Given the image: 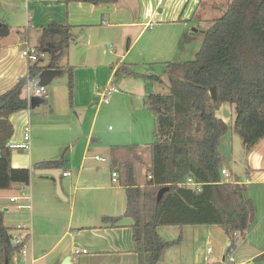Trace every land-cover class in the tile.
Masks as SVG:
<instances>
[{
    "label": "crops",
    "instance_id": "obj_1",
    "mask_svg": "<svg viewBox=\"0 0 264 264\" xmlns=\"http://www.w3.org/2000/svg\"><path fill=\"white\" fill-rule=\"evenodd\" d=\"M218 1L208 6L204 5V0H118L99 5L68 4L63 0H0V95L28 78L30 65L22 51L26 47L39 48L49 26H72L69 49L78 44L80 38L87 47L82 61L75 67L73 107L69 104L67 86L56 84L57 78L65 72L58 69L62 73L51 81L50 90L46 87V103L41 99L39 106L31 108L24 87L22 98L30 102V109L10 118L14 135L9 146L21 143L25 128L31 129V150H13L11 160L13 169L30 172V182L0 191V212L13 237L28 239L29 260H35V264H65L67 261L68 264H141L133 240L134 221L125 217L124 165L134 166L136 185L143 188L149 179L151 162V143L142 146L149 130L147 117L139 103L134 105L132 93L119 94L103 104L100 91L96 94L94 87H89L90 80L83 77L91 72L95 77L100 73L107 75L110 69L106 85H114L119 90L114 74L120 65H128L134 72V67L139 63L146 65L147 59L152 63H180L172 61L179 49L190 48V43L198 42L199 35L203 42L204 33L215 20L214 11L221 8ZM193 29L197 30L195 34ZM106 50L113 54L112 59H105ZM69 52L60 59L59 66L70 64ZM42 53L37 64L43 69L49 68L52 56L46 50ZM45 54L48 57L40 64ZM153 76L156 75L148 77ZM141 77L146 82V76ZM146 94L149 93L143 95L142 104ZM98 98L99 107L106 105L103 119L116 125L107 136L97 127L98 110L92 124L88 125L90 104ZM120 104L130 108L124 109L129 119H124L122 109L118 108ZM216 115L228 126L220 142L224 158L222 169L229 173V182L245 186V198L253 207L250 228L238 245L233 264H264L255 262L264 253V140L245 154L246 170L240 179L238 176L233 181L234 173L228 165L234 166V147L240 137L232 129L235 111L226 103ZM42 170H58L62 174L56 179L41 174ZM138 170L145 175L142 183L137 181ZM113 172L119 175L117 183L112 181ZM104 218H120V221L113 226ZM19 228L21 230H17ZM175 236L180 243L174 249L190 244L188 254L192 264H223L228 239L220 226L182 227ZM178 240L171 237L168 242ZM75 251L86 253L77 256ZM19 262L20 257L15 254L11 264Z\"/></svg>",
    "mask_w": 264,
    "mask_h": 264
},
{
    "label": "trees",
    "instance_id": "obj_2",
    "mask_svg": "<svg viewBox=\"0 0 264 264\" xmlns=\"http://www.w3.org/2000/svg\"><path fill=\"white\" fill-rule=\"evenodd\" d=\"M66 3H116L118 0H63ZM70 25L53 24L45 29L40 52L51 56L49 68L64 69L60 59L71 45ZM68 72L69 104L74 105V74ZM43 70L29 68V78ZM113 70V69H112ZM167 93H149L143 106L154 120L148 181L136 185L134 166L124 165L127 208L125 217L134 221L133 240L141 264H159L164 252L177 244L158 233L160 227L220 226L228 239L226 256L237 250L239 238L247 236L253 218L245 186L221 176L224 158L220 142L228 126L217 118L223 104L234 108L233 131L243 141L246 153L264 140V0H229L224 14L203 35L194 61L166 63ZM134 77L133 69L120 65L115 80ZM147 79V78H146ZM150 81L162 83L158 76ZM27 79L0 95V191L28 185L30 172L12 168L9 141L14 135L12 115L30 109L22 98ZM146 82H148L146 80ZM45 99L43 104H45ZM191 178L200 191L185 185ZM162 189H168L158 200ZM116 225L120 218H104ZM16 244L0 212V264H11L13 256L27 243ZM264 263V253L255 259Z\"/></svg>",
    "mask_w": 264,
    "mask_h": 264
},
{
    "label": "rangeland",
    "instance_id": "obj_3",
    "mask_svg": "<svg viewBox=\"0 0 264 264\" xmlns=\"http://www.w3.org/2000/svg\"><path fill=\"white\" fill-rule=\"evenodd\" d=\"M214 0H204V5H210ZM220 3L219 6H221V8H218L216 11H214L213 16L215 19L220 18L226 9V6L229 2V0H219L218 1ZM223 7V8H222ZM22 25V24H21ZM79 38V36H78ZM77 38V39H78ZM198 42L196 41L194 43V41L192 43H190V48L188 46H186L185 49H179L178 53L176 55V57L174 58V60L172 61H177V62H183V61H194L196 59V54L197 52L200 50L202 43H201V35L198 36ZM85 41H82V38H80L78 40V44L73 45L71 47V49H69V54L71 55V61L70 64L66 67H64V73L59 76L56 80V84H63L64 86H67L68 89V72L67 69L68 67H71L73 69V74L75 72V67H77V63L81 62L83 57L82 54H86V50L87 47H84L82 45V43ZM198 46L197 50H195V47ZM111 50V49H110ZM107 53L111 54L109 52V50H106V54L104 56L105 59H112L113 58V54L108 55ZM92 56V55H90ZM48 57L47 54H45V57L41 59L40 64H43L45 62V59ZM178 59V60H177ZM147 64H143V63H139L138 66L134 67V72L136 74L135 77L129 78V79H125V80H115V85H117L119 87V90L117 93H114L110 96V101L117 97L119 94H124V93H132L134 96L132 98V100H134V105H137L138 103L140 104V108L142 110L143 113L146 114V119L145 121H147V125H148V132H147V136L145 137V141L143 142L142 146H147L148 143H152L154 138H153V132H154V120L153 117L151 115V113L149 111H147L145 109V107L143 106L142 102V97L145 93H167L169 91V77L165 74L166 71V64L164 62H153L150 61V59H147ZM65 66V65H64ZM148 66H152V67H148ZM152 68V70L150 69ZM150 69V70H149ZM110 69H108V74H104V73H100L98 77H95L94 72L91 73H87L84 75V79L85 80H90L88 81L90 83L89 87H94V90L96 92V94H99L100 91V97L102 96V92L108 90V88L110 87H114V85L108 84L106 85V79L110 77ZM156 75V76H161V78L163 79V83H157V82H153L150 81L147 77L150 75ZM146 76V80L148 82H145L141 76ZM123 81V83H122ZM50 90V87H48ZM118 89V88H117ZM121 91V93H120ZM101 99H103V97H101ZM99 101L100 98H98L95 102H93V104H90V112H89V122L88 125L92 124L94 115L96 110H98L99 113V120L97 122V127L100 129L101 133H103L104 136H107V133L109 130H114L116 129V125L112 122H107L106 120L103 119V115L106 113V105H102V106H98L99 105ZM103 103V101H102ZM104 104V103H103ZM95 106V108H93ZM127 105H122L120 104L118 106V108H121L122 110H120L123 113V116H125V120L128 118L127 116V112H124V109H127V111L130 109ZM89 109V107H88ZM72 114H74V111L72 112ZM127 117V118H126ZM121 118V117H119ZM129 119V118H128ZM111 128V129H109ZM238 141L235 144L234 147V166H230L228 165V167L230 168V170L234 173L233 174V181L237 180V177L239 176V179L241 178L240 175L243 174V171L246 170L245 166H246V162L244 160L246 151L243 145V141L241 139V137H237ZM137 181L138 182H144L145 181V175H143V173H141L140 170H138L137 173ZM166 228V229H164ZM178 230H181V228H176V229H168L167 227H160L158 229V233H160L159 235H161L162 239H164L165 241H169L171 239V237H173V239L178 240L179 238L176 237V232H178ZM175 232L173 235H170L168 232ZM172 234V233H171ZM176 237V238H175ZM189 246L190 244H184L181 245V247H178L177 249H174L175 246L167 249L166 253H165V258L164 260L161 262V264H192V260L190 259V256L188 254L189 252ZM188 255V256H187ZM251 264H255V263H251Z\"/></svg>",
    "mask_w": 264,
    "mask_h": 264
},
{
    "label": "built area",
    "instance_id": "obj_4",
    "mask_svg": "<svg viewBox=\"0 0 264 264\" xmlns=\"http://www.w3.org/2000/svg\"><path fill=\"white\" fill-rule=\"evenodd\" d=\"M43 55L44 54L42 52H40L37 48H32V47H26L22 51V56L27 60L30 67L37 64V62L39 61V59L41 57H43ZM24 87L27 90L29 101L31 100L32 97H38L40 99L47 98V88L44 86H40L39 80L37 78H34V79L29 78V75H28L27 82H26ZM117 92H118V89L116 87L108 88V90H106V92L102 95L103 103L108 104L110 101V96L114 93H117ZM31 138H32L31 137V129L29 126H27L24 130L23 141L19 144H11L10 148L13 150L30 151L31 150ZM99 160L104 161V159H101V158H99ZM67 175L68 174H64V176H67ZM221 176L224 180L225 179L227 180L230 177L227 170H224V169L221 170ZM118 177H119V175L117 172L112 173L113 183L118 182ZM185 185L196 188L198 191H200V189L202 187L201 184L194 182L191 178H189L187 180ZM11 201L15 202V199H12ZM19 208H22V206H19ZM17 230H21V228H19ZM238 238H239V242H241L242 239L240 237H238ZM13 240L16 244H22L24 241V238L21 236H15V237H13ZM208 252L211 253L212 249L210 248L208 250ZM235 252H236V250L232 251L229 255H227L223 261V264L235 263V257H234ZM81 253H86V251H82V252L75 251L74 252V254L77 256L80 255ZM17 254L20 257L19 264H35L36 263L35 260H29L26 244L22 247V249Z\"/></svg>",
    "mask_w": 264,
    "mask_h": 264
},
{
    "label": "water",
    "instance_id": "obj_5",
    "mask_svg": "<svg viewBox=\"0 0 264 264\" xmlns=\"http://www.w3.org/2000/svg\"><path fill=\"white\" fill-rule=\"evenodd\" d=\"M197 32L196 29L192 30V33L195 34ZM204 33V32H203ZM62 73V70L58 69H52V68H44L41 73L38 76L39 79V84L40 86L48 87L51 81L56 78L58 75ZM41 103V99L38 97H33L31 99V108H36L39 106ZM41 174H48L54 176L56 179L59 178V176L62 174L61 171L58 170H42L40 171ZM168 189H162L159 194H158V200H160L163 196V194L167 191ZM59 193L60 190L58 189ZM68 264V261L65 263Z\"/></svg>",
    "mask_w": 264,
    "mask_h": 264
}]
</instances>
